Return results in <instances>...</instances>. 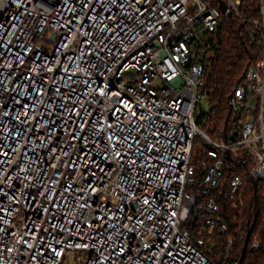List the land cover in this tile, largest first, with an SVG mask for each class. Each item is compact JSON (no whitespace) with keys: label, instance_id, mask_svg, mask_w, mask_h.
Instances as JSON below:
<instances>
[{"label":"built area","instance_id":"1","mask_svg":"<svg viewBox=\"0 0 264 264\" xmlns=\"http://www.w3.org/2000/svg\"><path fill=\"white\" fill-rule=\"evenodd\" d=\"M241 1L0 0V264H240L264 52L230 140L196 121Z\"/></svg>","mask_w":264,"mask_h":264},{"label":"trees","instance_id":"2","mask_svg":"<svg viewBox=\"0 0 264 264\" xmlns=\"http://www.w3.org/2000/svg\"><path fill=\"white\" fill-rule=\"evenodd\" d=\"M264 0H242L239 7V15H233L223 23L216 32L215 41L218 45L217 58L214 68L209 72L206 89L210 110L202 112L197 117V125L214 141H229L237 120L234 117L229 98L235 90L245 83L247 70L255 66L263 57L264 31L262 24ZM201 142H196L194 156L200 159ZM228 175L235 176L237 172L228 171ZM257 196V207L255 208L254 196ZM245 214L242 221H235L231 212L229 214L230 230L222 238L234 234L235 227L239 223L243 225L245 237L239 242L235 258L241 259L248 224L253 223L254 212L257 211V221L252 231L248 246L254 239H259L262 247L258 253L248 252L242 264H264V184L249 183L245 193ZM225 204L222 208L225 209ZM188 227V226H187ZM216 239L221 244V240ZM214 257L213 253L209 254Z\"/></svg>","mask_w":264,"mask_h":264},{"label":"water","instance_id":"3","mask_svg":"<svg viewBox=\"0 0 264 264\" xmlns=\"http://www.w3.org/2000/svg\"><path fill=\"white\" fill-rule=\"evenodd\" d=\"M221 9L224 11L226 9V6L225 5H221ZM207 147L209 148V146H207ZM254 201H255V208H256L257 207V196L256 195L254 196ZM256 221H257V211L255 210L253 223L252 224H250V223L248 224L249 230L247 232L245 243H244V247L242 249L240 264H242L243 260L245 259L246 255H247L248 243H249V240L251 238L252 231L254 229Z\"/></svg>","mask_w":264,"mask_h":264},{"label":"rangeland","instance_id":"4","mask_svg":"<svg viewBox=\"0 0 264 264\" xmlns=\"http://www.w3.org/2000/svg\"><path fill=\"white\" fill-rule=\"evenodd\" d=\"M202 106H203V109L206 110V111H209L210 110V103H209V99L208 97H206L203 101H202ZM250 252L249 250L247 251V253ZM259 252V251H258ZM258 252H255V253H258Z\"/></svg>","mask_w":264,"mask_h":264}]
</instances>
